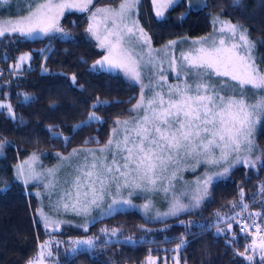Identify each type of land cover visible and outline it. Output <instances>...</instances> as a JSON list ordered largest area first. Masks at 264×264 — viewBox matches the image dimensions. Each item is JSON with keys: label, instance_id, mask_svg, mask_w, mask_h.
<instances>
[{"label": "trees", "instance_id": "obj_1", "mask_svg": "<svg viewBox=\"0 0 264 264\" xmlns=\"http://www.w3.org/2000/svg\"><path fill=\"white\" fill-rule=\"evenodd\" d=\"M121 1L94 3L116 6ZM2 6L6 4L0 2ZM27 9L10 14L4 8L0 17L24 15ZM217 13L244 25L255 45L256 63L264 72V0H239L238 4L236 0H206L199 7L182 0L163 17L154 12L152 0H142L140 19L159 46L184 36L209 34L212 15ZM62 25L66 36L29 38L18 32L0 36V63L4 68L0 73V98L7 100L14 111L12 117L0 108V264H27L52 233L38 218L39 199L32 192L37 186L25 187L17 181L14 165L32 153L52 164L56 152L67 154L76 147L103 145L117 119L131 115L139 96L138 85L121 74L89 69L103 51L87 34L85 13H67ZM27 51L32 53L31 61L17 72L13 63ZM23 95L30 99L24 100ZM93 112L100 120L83 124ZM255 142L261 155L264 118L255 131ZM241 199L257 212V222L264 228V160L254 167L235 166L228 177L211 184L199 209L176 218L150 220L138 211H119L97 220L87 230L63 226L53 234L87 236L107 226L118 230V239L102 240L92 249L63 255L60 264H142L147 256L162 257L178 245H182L178 250L182 264H264V260L249 263L240 256L251 239L248 231H241L240 224H235L232 234L218 233L213 225L218 211H226ZM190 221L195 223L187 224ZM246 224H250L248 217Z\"/></svg>", "mask_w": 264, "mask_h": 264}, {"label": "snow or ice", "instance_id": "obj_2", "mask_svg": "<svg viewBox=\"0 0 264 264\" xmlns=\"http://www.w3.org/2000/svg\"><path fill=\"white\" fill-rule=\"evenodd\" d=\"M4 3H8V0H4ZM135 3L136 0H124L118 12L97 8L92 14L93 24L88 31L97 35V39H100L97 13H105L106 18H111L113 22V30L107 31L101 40L102 46L107 44L109 49L104 62L113 68L123 69L131 80L141 84V92L130 110L131 115L115 122L116 127L111 129L108 140L102 146L73 149L69 156L62 157V162L67 161L71 168L70 179L64 182L66 187L62 188V194H57V202L65 201V209L71 207L74 211L86 212L90 205L99 207L98 200L113 186L117 189L128 188L129 195L135 190L167 193L181 162L189 158L195 159L197 163L203 160L213 165L226 162L228 166L224 168L225 173L237 163L254 167L257 161L264 160V153L253 160L240 155L234 156L231 161L228 159L230 154L239 153L242 147L249 153L255 150L252 132L256 123L264 118V72L256 64L255 45L249 40L246 30L230 21L216 18L214 24L220 25L219 39L211 40L207 46L202 44L193 50L195 54L181 53L184 61L182 65H177L175 60L169 61L177 83L169 84L167 76L156 67L145 84L142 81L140 63L134 58L132 51L124 48V36L118 31L117 24V21L124 22ZM91 4L92 0H82L80 4L71 3L70 0L31 3L27 15L17 18L15 22H3L0 36L8 31L27 36L36 31H60L56 21L65 9L78 7L79 10L86 11ZM125 29L127 34L135 35L132 27L125 25ZM140 33L143 36L142 30ZM109 37H115V40H109ZM203 39L208 40L207 37ZM25 58L22 56L20 60ZM148 66H153L152 59L147 61L145 67ZM213 76L226 77L236 83L229 86L227 80L213 81ZM229 87L240 91L238 94H228ZM145 89L148 91L145 92ZM245 89L256 90L259 99L248 103ZM92 120H100L95 112L89 115L88 121L82 123L86 125ZM2 147L0 144V148ZM210 179L208 177L204 181L205 186ZM51 186L56 187L55 184ZM202 191L206 192V187ZM201 198V195H196L193 200L198 204ZM116 203L118 201L114 199L107 206L108 209ZM174 207L183 206L176 201ZM45 219L47 221L48 218ZM247 230V225L241 228L242 232ZM77 243L92 245L93 241L89 239ZM45 247L46 245H41V249ZM261 250V259L264 260V244H261ZM43 254L41 251L39 255ZM48 255H52L51 251ZM248 259L251 260L252 257L249 256ZM29 264H42V261L37 258L29 261Z\"/></svg>", "mask_w": 264, "mask_h": 264}, {"label": "rangeland", "instance_id": "obj_3", "mask_svg": "<svg viewBox=\"0 0 264 264\" xmlns=\"http://www.w3.org/2000/svg\"><path fill=\"white\" fill-rule=\"evenodd\" d=\"M96 0H92V4L88 5L86 11L79 10L78 7H72L65 9L63 13L58 17L56 24L57 28L61 29L60 31H50L48 33L36 31L29 38H39L47 35H68L62 25V19L67 13H85L88 17L87 25V34L95 42L96 47L103 51V54L96 61L92 62L89 65V69L95 72L105 71L113 74H121L123 77L129 81L135 83L139 87V95L141 92V84L131 80L124 72L123 69L113 68L107 62H104V57L109 55V49L107 44H101V40L107 34V31L113 30V22L111 18H106L105 13H97L96 23L99 26L98 35L100 39H97V35H94L92 32H89V26L93 24L92 14L96 11L97 8H108L112 9L114 12H118L120 9L121 3H124L122 0L118 5H101L95 4ZM141 1L136 0L135 6L128 11L127 17L123 23L117 21L119 25L118 31L124 36V48L133 52V56L140 63L142 69V81L143 83H148V77L156 71V67H159L168 78L167 82L169 84L177 83V78L175 73L170 70L169 61L175 60L177 65H182L184 61L182 60L181 53L193 52L194 49L199 48L202 44L207 46L211 40L219 39V23L214 24V20L218 18L219 20L230 21L232 24H236L240 29L246 30L244 25L230 19L227 17L221 16L219 13L212 15L213 28L212 31L201 37H187L170 40L162 45H155L152 41L151 35L148 29L144 26L140 19L141 12ZM182 0H152L153 10L158 17H163L174 4ZM2 4L6 6L0 7V10L6 9L8 13H21L27 9V5L31 3H42L43 0H8V3H4V0H0ZM59 3L60 0H55ZM71 3L80 4L82 0H70ZM190 6L199 7L203 6L206 0H186ZM159 13V14H158ZM26 12L24 15L17 17H0V26L3 25V22L6 20H12L15 22L17 18L27 15ZM133 21H135V27H133ZM125 25L127 27L133 28V33L135 35H129L126 33ZM140 30L143 32L141 36ZM11 32V31H8ZM19 33V32H18ZM247 34V33H246ZM145 37L147 42L145 43ZM207 37L208 40L205 41L203 38ZM109 40L114 41L115 37H109ZM129 41L131 43H129ZM175 42V43H172ZM193 54H195L193 52ZM26 57L23 61L20 60V57ZM255 57V55H254ZM32 58V53L30 51L24 52L19 55L17 61L13 63V68L19 72L24 65L29 64ZM152 59L153 66L145 67L147 61ZM102 63H97V62ZM256 61V60H255ZM257 64V63H256ZM258 66V65H257ZM151 68V71L149 70ZM259 68V67H258ZM260 70V69H259ZM213 81L227 80L229 86L235 84V81H231L226 77H212ZM250 88V86H249ZM148 90L145 89V92ZM228 94H238L240 89H233L229 87L227 89ZM247 102L254 103L259 99V93L256 90H247L244 92ZM27 98V99H26ZM139 98V96H138ZM24 100H29V95H23ZM138 100V99H137ZM137 102V101H136ZM135 102V103H136ZM0 108H3L7 111L9 115L14 117V111L11 104L0 98ZM97 116V115H96ZM129 117V116H128ZM122 118V119H127ZM120 119V120H122ZM263 119V118H262ZM260 119L252 132V140L255 145V150L251 153L243 150V147L239 153H232L229 156L231 161L234 156L240 155L241 157H246L249 160L255 159L256 156L260 155V149L255 142V131L259 124L262 122ZM118 120V119H117ZM116 127V125H115ZM102 145L97 146H82L76 147L73 149L80 148H98ZM73 149L67 153H54L55 160L52 164L44 163L42 157L39 154L32 153L27 158L20 160L17 164L14 165V177L17 181L21 182L25 187H28L32 184L36 185L37 188L32 192L37 195L39 199V206L37 209V214L39 221L43 226L51 231L52 233L46 237L44 241L41 242L37 254L29 261L34 259H40L42 264H60V259L63 255H71L80 250L92 249L102 240L110 241L117 240V229H112L107 226H102L98 232L92 235L87 236H71V235H56L53 234L55 231H61L65 225H74L80 227L84 230H87L94 222L99 219L112 216L119 211H138L144 217L150 220H167L179 217L188 212L197 210L201 207L203 202L207 199L209 194V189L211 184L219 179L228 177L230 171L237 165L244 163H237L234 167H231L230 170L225 173L224 168L227 167L226 162H221L218 165L207 164L201 160L199 163L195 159L189 158L185 161H182L179 170L176 172V177L172 181V187L167 193L163 191H147L142 192L139 190L133 191L132 195H129L128 188H119L115 186L108 189L102 195V199L98 200L99 207L95 205H90L88 210L85 211H74L71 207L65 209L61 201L58 203V193L62 194V188L66 187L65 181L70 179L71 168L68 167V162H62V157L69 156L73 152ZM3 153L0 149V155ZM216 156H219V150L216 151ZM257 163V162H256ZM245 165V164H244ZM250 166V165H247ZM51 170V171H50ZM19 172V174H18ZM31 172V175H29ZM220 173V175H218ZM211 177L208 184L205 186L204 181ZM27 181V182H26ZM55 184L56 187L51 185ZM206 187V192L202 190ZM196 195H201L202 198L199 200V203L196 204L193 200V197ZM118 201V203L113 204L111 209H108V205L112 204L113 200ZM124 201H130V203H124ZM176 201H179L180 205L183 207L176 208L174 207ZM147 205V208H145ZM195 205V206H193ZM244 201L241 199L238 202H234L231 206L223 212L218 211L215 217L213 225L215 230L218 233H229L232 234L233 228L236 223L240 224V229L247 225L250 241L247 245V251L240 254L247 262L251 263L256 260L261 259V244H264V228L261 229L259 223L257 222V212L250 210L247 206L245 207ZM245 209V210H244ZM242 211L239 215L238 212ZM237 215V216H236ZM245 215V216H244ZM48 218L47 221L45 218ZM246 217L250 220V224H246ZM49 221H54L55 223H50ZM254 221V223H253ZM181 222V221H180ZM183 223V222H181ZM195 221L187 222V224H194ZM218 224V225H217ZM259 228V231H257ZM115 230V234H113ZM91 239L93 241L92 245L79 244L77 241H85ZM129 241H133L132 239ZM184 242V241H183ZM41 245H46L45 248L41 249ZM251 245V248L249 247ZM182 245H180L181 247ZM180 247L175 248V250L169 254L165 253L161 256L149 255L147 256L142 264H182L180 261L178 250ZM43 251V256L39 254ZM51 251L52 255H48V252ZM251 256L252 259L249 260L248 257ZM29 264V262H27Z\"/></svg>", "mask_w": 264, "mask_h": 264}, {"label": "built area", "instance_id": "obj_4", "mask_svg": "<svg viewBox=\"0 0 264 264\" xmlns=\"http://www.w3.org/2000/svg\"><path fill=\"white\" fill-rule=\"evenodd\" d=\"M4 72V68H3V65L0 63V73H3Z\"/></svg>", "mask_w": 264, "mask_h": 264}]
</instances>
